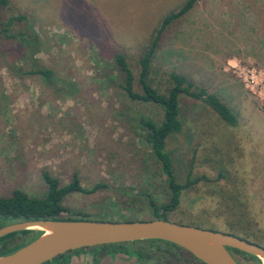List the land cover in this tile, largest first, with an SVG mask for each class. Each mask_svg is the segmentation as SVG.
<instances>
[{
	"label": "rangeland",
	"instance_id": "rangeland-1",
	"mask_svg": "<svg viewBox=\"0 0 264 264\" xmlns=\"http://www.w3.org/2000/svg\"><path fill=\"white\" fill-rule=\"evenodd\" d=\"M183 2L10 0L0 14L24 13L17 28L33 30L41 42L31 50L0 38V195L20 188L42 196V170L61 184L76 172L86 188L106 184L68 194L64 204L76 213L92 220L153 217L146 195L161 203L168 194L137 122L141 116L159 120L161 109L127 98L114 55L124 53L136 76L137 58L154 28ZM17 65L49 68L51 82L18 75ZM171 70L218 95L237 123L228 125L201 101L183 98V127L169 136L166 149L179 181L188 173L201 179L182 191L167 217L247 234L264 245V0H198L164 32L152 59L154 85L167 86ZM32 235L19 234L13 242ZM125 248L177 261L178 250L160 241ZM235 257L261 264L245 253ZM122 261L137 263L134 257ZM183 261L202 264L187 254Z\"/></svg>",
	"mask_w": 264,
	"mask_h": 264
},
{
	"label": "trees",
	"instance_id": "trees-1",
	"mask_svg": "<svg viewBox=\"0 0 264 264\" xmlns=\"http://www.w3.org/2000/svg\"><path fill=\"white\" fill-rule=\"evenodd\" d=\"M197 1L198 0H184L177 9L167 13L161 19L137 58L138 72L136 76L126 61L124 53L117 52L114 55V63L123 75L121 88L127 98L132 101L153 104L161 109V117L159 120L150 116H141L137 122L139 128L143 131V142L151 151L154 160L158 163L161 173L165 177V186L168 194L167 199L161 203H157L149 194L146 195L147 203L153 212V217H151V219L164 218L169 220L167 214L176 209L179 205L182 191L191 187L201 179V177H191L188 173L183 182L179 181L175 175L171 155L166 149V140L169 136L179 132L183 127L180 115L181 101L183 98L188 97L193 100L201 101L228 125H235L237 123L235 112L225 101L181 72L175 70L168 71V85L163 89L155 86L153 83L152 59L160 45L164 32L174 22L187 15L189 11L194 8ZM9 5L10 0H0V12L6 9ZM25 20L26 15L20 12L10 14L6 17L0 14V38L3 41L14 42L23 47L26 46L29 49L33 47L37 48L41 42L38 35L31 29L22 30L17 28L18 25ZM19 60L22 61L23 59L19 58ZM15 71L18 75H38L47 82H51L53 76L51 69L36 65H31L28 68H24L22 65H17ZM135 84L138 86V89H136ZM189 167V169H191V163ZM41 176L46 186L42 196L29 195L20 188H14L8 195H0V226L13 221L35 220L41 218L88 219L86 218V215L78 214L66 206L64 204V198L73 192L92 193L99 188L106 186L103 182H97L91 187L86 188L81 185L76 172H73L71 179L64 184H61L59 179L47 169L41 171ZM190 224L195 225L193 223ZM228 232L237 234L231 230ZM29 233H34V235L19 242H13V238L17 235H27ZM40 233V230L25 229L1 236L0 256L16 250L37 237ZM246 236L247 234L244 236L241 235V237L248 239ZM248 240L254 241L252 239ZM148 241L160 240L148 239ZM254 242L258 243L257 241ZM126 243L130 242L101 244L88 249L78 248L70 250L44 262L43 264H67L73 253L93 248L106 250L109 254H113L115 251L122 250ZM165 243H167V241H165ZM227 249L229 251L235 250L240 253H245L230 247H227ZM252 257L261 263L258 257Z\"/></svg>",
	"mask_w": 264,
	"mask_h": 264
},
{
	"label": "water",
	"instance_id": "water-1",
	"mask_svg": "<svg viewBox=\"0 0 264 264\" xmlns=\"http://www.w3.org/2000/svg\"><path fill=\"white\" fill-rule=\"evenodd\" d=\"M25 229L41 233L1 255L0 264H43L70 250L135 240L158 239L182 247L205 264H239L227 247L256 256L264 264V246L231 232L164 218L136 220L35 219L0 226V237Z\"/></svg>",
	"mask_w": 264,
	"mask_h": 264
},
{
	"label": "flooded vegetation",
	"instance_id": "flooded-vegetation-1",
	"mask_svg": "<svg viewBox=\"0 0 264 264\" xmlns=\"http://www.w3.org/2000/svg\"><path fill=\"white\" fill-rule=\"evenodd\" d=\"M136 241H148V239H146V240H135V241H131L130 243H133ZM152 242H157V241H152ZM160 242L165 243V241H163V240H160ZM165 244H169L171 247L178 250L180 252V254H183V255L176 254V253H179L178 251H176L174 257H176L175 259H177V261L173 262V264H184L183 258H184L185 254H187V256L189 258L190 257H191V259L194 258L197 261H199L200 263L205 264L202 261H200L198 258H196L194 255L189 253L187 250L183 249L182 247L175 245V244L168 242V241ZM91 247H94V246H91ZM88 248H90V247H85V249H88ZM230 252L235 257V253L237 251L231 250ZM124 256L127 258L128 257H134L136 262H137L136 264H147V262H145L146 260L150 261V262H155L156 264H162V263L169 264V261L165 262V261L159 259L158 257H156L154 255L153 252H150L149 250L126 249L125 246L123 247L122 250L115 251V252H113V254H109L108 251L101 250L98 248H93L90 250L81 251L78 253H73L70 256L67 264H74L75 262H76V264H78V263L79 264H86V263H88V264H124V262L122 261V257H124ZM235 259H236V257H235ZM85 261H87V262H85ZM237 262L239 264H241L238 260H237ZM51 264H57V263H51ZM129 264H132V263H129Z\"/></svg>",
	"mask_w": 264,
	"mask_h": 264
},
{
	"label": "bare ground",
	"instance_id": "bare-ground-1",
	"mask_svg": "<svg viewBox=\"0 0 264 264\" xmlns=\"http://www.w3.org/2000/svg\"><path fill=\"white\" fill-rule=\"evenodd\" d=\"M262 262V261H261Z\"/></svg>",
	"mask_w": 264,
	"mask_h": 264
}]
</instances>
